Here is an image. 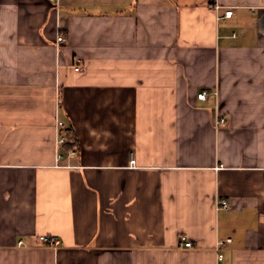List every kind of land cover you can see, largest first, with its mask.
<instances>
[{"label": "crops", "instance_id": "1", "mask_svg": "<svg viewBox=\"0 0 264 264\" xmlns=\"http://www.w3.org/2000/svg\"><path fill=\"white\" fill-rule=\"evenodd\" d=\"M219 251L264 264V0H0V264Z\"/></svg>", "mask_w": 264, "mask_h": 264}, {"label": "built area", "instance_id": "2", "mask_svg": "<svg viewBox=\"0 0 264 264\" xmlns=\"http://www.w3.org/2000/svg\"><path fill=\"white\" fill-rule=\"evenodd\" d=\"M216 8H219L220 6L217 4L215 5ZM233 14V9H226L225 11V14L222 16V17H230L232 16ZM66 41V38L65 36L63 35H59L57 37V42L59 43H62V42H65ZM80 65H76L75 66V70H80ZM208 96V91L207 90H202L201 92L198 93V98L199 99H206ZM226 121L225 117H220L217 119V124L218 123H224ZM58 123V126L61 130V132H59V137H58V142L59 143H67L68 142V139H67V136L69 134L68 132V129L65 127V124L62 120H58L57 121ZM131 163L134 164L135 163V160H131ZM217 205H219L220 207H223V208H228L229 207V203H228V200L226 198H222L220 199L218 202H217ZM40 240L46 244V245H49V246H53V247H58V245L60 244V240L58 238H55L53 236H50V235H40L39 236ZM227 242H230L231 241V238L228 237L225 239ZM18 244L19 245H22L24 244V240L23 239H20L18 241ZM180 244L181 246H185V247H193L194 244L191 240H188L186 237H182L181 240H180ZM224 258V254L222 252H218L217 254V260L219 261V264H222L221 261L223 260Z\"/></svg>", "mask_w": 264, "mask_h": 264}]
</instances>
